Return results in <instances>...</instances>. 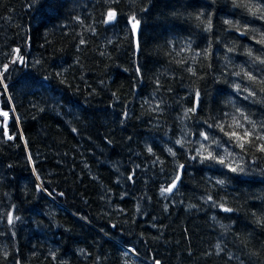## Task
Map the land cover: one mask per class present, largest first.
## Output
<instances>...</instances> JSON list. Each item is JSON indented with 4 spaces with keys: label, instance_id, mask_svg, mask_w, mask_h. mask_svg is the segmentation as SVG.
<instances>
[{
    "label": "trees",
    "instance_id": "trees-1",
    "mask_svg": "<svg viewBox=\"0 0 264 264\" xmlns=\"http://www.w3.org/2000/svg\"><path fill=\"white\" fill-rule=\"evenodd\" d=\"M262 34L233 0H0V264H264V154L216 127L264 122Z\"/></svg>",
    "mask_w": 264,
    "mask_h": 264
},
{
    "label": "snow or ice",
    "instance_id": "snow-or-ice-1",
    "mask_svg": "<svg viewBox=\"0 0 264 264\" xmlns=\"http://www.w3.org/2000/svg\"><path fill=\"white\" fill-rule=\"evenodd\" d=\"M233 3L236 4L238 7H243L246 8L247 12L253 16L257 17L261 20H264V5L259 3V0H233ZM116 11L110 9L106 13V19L104 23H110L115 20L116 18ZM132 23V28L133 30H136L139 26V21L136 20L135 16L131 17ZM226 23L231 24L232 21H226ZM211 29V21L208 23V30ZM264 36V34H262ZM81 43H84L83 40H81ZM258 43L264 44V38L258 41ZM232 49H229L231 51ZM15 59L11 61V63H16L17 61L23 63L24 58L23 56L20 55V50L15 49ZM249 55H251V51H249ZM257 60H259L260 63L264 64V59H261L260 57H256ZM186 61H181V63H185ZM9 65L5 64L3 65V71H0V84H3L4 88L7 89V85L4 84L3 81V76L4 73L8 71ZM188 71L192 72L195 74L194 70L189 68ZM235 75L240 76L241 73L237 72ZM245 76L247 79L253 83H257V79L255 76L251 75V73H245ZM261 85H264V80L259 81ZM237 90H240L241 85L237 84L236 85ZM244 91H248L249 96H255L256 93L254 91H249L247 88L244 89ZM261 92H264V87H261L260 89ZM199 97V93H197V98ZM195 108L188 109L185 112V116L187 117L188 112H194ZM239 111V110H238ZM0 116L4 117L5 121L9 118V113L7 111H0ZM240 117L243 118V122L240 118L233 116L232 122L227 125V128L225 127V124L220 123L217 124L216 127L219 128L221 132L225 136L228 137L229 142L233 147L239 148L241 153L248 152L250 149H254L256 152H259L261 154H264V122H262L259 126L256 124L255 121L250 120L243 112H240ZM245 122L250 125V127L245 126ZM6 126V125H5ZM212 125H210L211 127ZM200 135L203 137L205 141H209L207 145L201 144L200 148L197 150V155L202 156L203 159H211L215 160L221 165H225L226 167H229V169L232 172H237V171H244V168L241 164L236 163L235 160L232 161V163H228V157H233L235 154L228 148L225 149V152L227 153V156H218L214 150H212V145L215 144L218 147L220 146V141L217 139H210V136L206 132H201ZM12 137L9 136V139ZM178 144H183V140H178ZM148 151L151 152V148L148 149ZM171 152L172 150L169 149ZM174 154V153H173ZM195 158V157H194ZM235 164V166H233ZM181 168L183 167L182 165L180 166ZM180 177L179 175L176 176L175 180L170 184L169 187L163 188L162 194L163 193H171L173 189L176 188L177 184L176 182L179 181ZM218 183L223 184L224 181L220 180ZM211 199V197H209ZM220 207L223 208L225 212H231V208H224L223 205H220ZM18 219V218H17ZM9 224L13 222L11 214H9ZM258 222H260L258 220ZM217 248L219 249L220 246L219 244L217 245ZM127 255V253H125ZM157 264L159 262L157 261Z\"/></svg>",
    "mask_w": 264,
    "mask_h": 264
},
{
    "label": "water",
    "instance_id": "water-1",
    "mask_svg": "<svg viewBox=\"0 0 264 264\" xmlns=\"http://www.w3.org/2000/svg\"><path fill=\"white\" fill-rule=\"evenodd\" d=\"M136 39H137V33H135V43H136V49H137V51H139V47H138V45H137V41H136ZM6 122V121H5Z\"/></svg>",
    "mask_w": 264,
    "mask_h": 264
},
{
    "label": "rangeland",
    "instance_id": "rangeland-1",
    "mask_svg": "<svg viewBox=\"0 0 264 264\" xmlns=\"http://www.w3.org/2000/svg\"><path fill=\"white\" fill-rule=\"evenodd\" d=\"M0 111H5V110H3V109H0ZM8 119H9V118H8ZM8 119H7V121H8ZM4 121H5V119H4ZM7 121H6V122H7Z\"/></svg>",
    "mask_w": 264,
    "mask_h": 264
}]
</instances>
